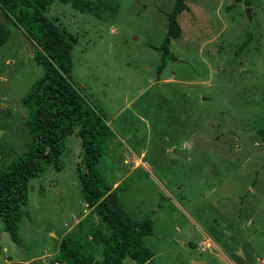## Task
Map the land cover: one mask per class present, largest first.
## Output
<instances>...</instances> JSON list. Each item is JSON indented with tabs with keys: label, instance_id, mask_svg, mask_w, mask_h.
Wrapping results in <instances>:
<instances>
[{
	"label": "rangeland",
	"instance_id": "obj_1",
	"mask_svg": "<svg viewBox=\"0 0 264 264\" xmlns=\"http://www.w3.org/2000/svg\"><path fill=\"white\" fill-rule=\"evenodd\" d=\"M173 3L53 0L47 15L78 38L71 78L113 131L100 170L121 185L130 216L151 217L143 240L154 264H264V0H186L169 45L175 60L158 71L155 47ZM6 22L0 171L31 141L22 98L43 74L33 41ZM82 153L77 127L64 141L63 168L30 181L20 244L0 220V264H72L61 238L100 224L83 201Z\"/></svg>",
	"mask_w": 264,
	"mask_h": 264
},
{
	"label": "trees",
	"instance_id": "obj_2",
	"mask_svg": "<svg viewBox=\"0 0 264 264\" xmlns=\"http://www.w3.org/2000/svg\"><path fill=\"white\" fill-rule=\"evenodd\" d=\"M52 2L0 0V12L6 19L0 20V48L10 35L8 21L33 41V58L43 67L42 76L32 82L22 98L28 108L25 123L31 141L22 156L0 171V220L11 240L20 244L18 227L30 181L50 165L56 170L63 168L64 141L78 127L83 150L78 180L83 201L100 218V224L91 227L87 235L67 232L59 242L60 255L70 258L72 264H123L126 257L136 264H154L153 253L143 240L153 234L151 217L130 216L119 199L121 185L112 186L100 170L113 131L104 113L71 78L72 49L78 38L47 15ZM187 8L186 0H174L172 9L165 12L167 36L155 47L160 52L158 71L175 60L169 45L181 35L178 15Z\"/></svg>",
	"mask_w": 264,
	"mask_h": 264
},
{
	"label": "water",
	"instance_id": "obj_3",
	"mask_svg": "<svg viewBox=\"0 0 264 264\" xmlns=\"http://www.w3.org/2000/svg\"><path fill=\"white\" fill-rule=\"evenodd\" d=\"M239 253L241 252V251H238Z\"/></svg>",
	"mask_w": 264,
	"mask_h": 264
}]
</instances>
